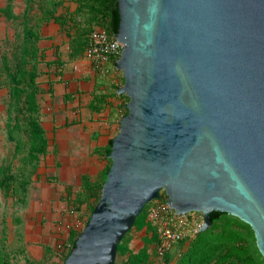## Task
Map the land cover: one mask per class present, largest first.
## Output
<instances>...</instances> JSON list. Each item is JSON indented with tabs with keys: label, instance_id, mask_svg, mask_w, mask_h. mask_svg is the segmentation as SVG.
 I'll return each instance as SVG.
<instances>
[{
	"label": "water",
	"instance_id": "water-1",
	"mask_svg": "<svg viewBox=\"0 0 264 264\" xmlns=\"http://www.w3.org/2000/svg\"><path fill=\"white\" fill-rule=\"evenodd\" d=\"M128 114L65 264H115L165 190L178 215L239 218L264 258V0H118Z\"/></svg>",
	"mask_w": 264,
	"mask_h": 264
},
{
	"label": "rangeland",
	"instance_id": "rangeland-1",
	"mask_svg": "<svg viewBox=\"0 0 264 264\" xmlns=\"http://www.w3.org/2000/svg\"><path fill=\"white\" fill-rule=\"evenodd\" d=\"M80 1L11 0V9L0 16V264H65L96 204L83 186V176L103 184V170L96 181L91 173L112 166L104 153L96 163L88 152L87 128L71 134L53 114L55 85L65 68L78 65L75 69L83 75L94 70L85 56L89 23L78 17L83 13ZM56 18L64 21L70 38L58 40L52 57L40 42L54 37L41 36L39 28ZM30 94L35 95L36 111ZM121 96L127 115L130 98ZM35 123L42 129V140L34 136ZM63 164L70 184L57 176ZM160 196L144 208L119 244L115 264H264L253 229L229 214L201 231L202 213H189L190 233L179 243L165 242L157 221L163 215L157 220L152 216L169 203L165 190ZM142 251L147 253L143 261L138 257Z\"/></svg>",
	"mask_w": 264,
	"mask_h": 264
},
{
	"label": "crops",
	"instance_id": "crops-1",
	"mask_svg": "<svg viewBox=\"0 0 264 264\" xmlns=\"http://www.w3.org/2000/svg\"><path fill=\"white\" fill-rule=\"evenodd\" d=\"M10 5V0H0V16L9 10ZM39 33L44 37H54L52 40L40 42L41 46L47 49L45 52L52 57L54 45L57 46L59 41H66L64 34H61L60 25L54 22L40 27ZM117 61V58H112L103 70L91 69L84 75L79 68L75 69L78 65L71 64L74 68H68L67 64L60 83L55 85L58 98L53 114L56 123L63 126L62 130L71 134H75L78 127L87 128L90 143L88 152L94 154L96 163L102 162L101 154L107 150L110 140L118 135L121 120L125 116L122 96L118 94L123 79L114 64ZM77 131L79 132L80 128ZM103 168L100 167L97 173H91L93 181H96L97 174ZM66 174V166L63 164L57 170V176L63 183L68 181L70 184L72 180ZM80 180L79 184L82 183Z\"/></svg>",
	"mask_w": 264,
	"mask_h": 264
},
{
	"label": "trees",
	"instance_id": "trees-1",
	"mask_svg": "<svg viewBox=\"0 0 264 264\" xmlns=\"http://www.w3.org/2000/svg\"><path fill=\"white\" fill-rule=\"evenodd\" d=\"M10 4H11V0H10ZM80 7H81L80 11H82L83 13L82 14L79 13L78 17L82 20L84 19V22L89 23V28H88V30H86V32L88 33L86 36V47H87V44L89 41V35L93 31V29L96 27L104 28L105 30H107V32L111 36H118L119 29H120V22H121L118 0H81L80 1ZM10 9H11V5L9 7V10ZM54 23L60 25L61 34H64L65 37L70 38L69 33L64 30L66 25L64 24V21L61 18H56L54 20ZM63 32H65V33H63ZM69 46H70V42H69ZM60 49H61L60 51H62L61 52V54H62L64 52V50L62 48H60ZM60 57H61V59H63L65 61L67 56L63 53ZM61 59L59 58V61H62ZM62 77L63 76H61L60 78H62ZM29 98H30V101L32 103L33 109L36 111L37 108H36V104H35V95L30 94ZM35 127H36V129L34 130L35 138L42 140L43 136H42L41 127L39 126L38 123H35ZM112 147H113V139L110 140L109 146H108L107 150L104 152L106 157H108L111 154ZM110 168H111L110 165L106 166L103 169V171L100 173V175L104 179V182L106 181V178H107V175L109 173ZM83 186H87L88 193H90V196L94 197L96 200V204H94V206L92 208V212H93L95 210L96 206L98 205L101 197H102V189H103L104 183L100 184V185L97 183V181L95 183H92L90 180V177L88 175H84L83 176ZM225 215H228V214L222 213V212H213L211 215L213 223L215 221L221 219ZM87 223H89V221ZM79 237L80 236H78L77 239L73 242V245L67 254V258L70 255L72 249L76 246V242H77ZM259 253H260V251H259ZM260 255H261V253H260ZM138 257L141 258L142 261L146 260L147 253L145 251H142L138 255ZM262 258H263V256H262Z\"/></svg>",
	"mask_w": 264,
	"mask_h": 264
},
{
	"label": "built area",
	"instance_id": "built-area-1",
	"mask_svg": "<svg viewBox=\"0 0 264 264\" xmlns=\"http://www.w3.org/2000/svg\"><path fill=\"white\" fill-rule=\"evenodd\" d=\"M122 50L123 46L117 36H111L104 28L96 27L89 35L85 56L94 70H103L112 58L119 60ZM160 215L163 217L157 220ZM152 216L160 223V233L167 243H178L191 231L186 215H178L169 204L159 206V210Z\"/></svg>",
	"mask_w": 264,
	"mask_h": 264
}]
</instances>
